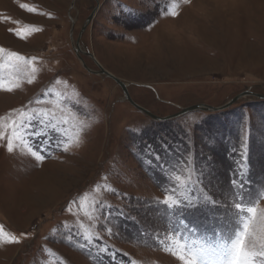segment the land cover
<instances>
[{
	"label": "rangeland",
	"instance_id": "1",
	"mask_svg": "<svg viewBox=\"0 0 264 264\" xmlns=\"http://www.w3.org/2000/svg\"><path fill=\"white\" fill-rule=\"evenodd\" d=\"M99 67L158 118L253 95L156 121ZM255 95L264 0H0V264H228L246 224L264 251Z\"/></svg>",
	"mask_w": 264,
	"mask_h": 264
},
{
	"label": "water",
	"instance_id": "2",
	"mask_svg": "<svg viewBox=\"0 0 264 264\" xmlns=\"http://www.w3.org/2000/svg\"><path fill=\"white\" fill-rule=\"evenodd\" d=\"M92 16H93V14L88 18L87 22H90ZM76 47L79 48L78 44H77ZM78 51H80V50L78 49ZM96 74L97 75L106 76L107 78L112 79L113 81H115L122 88V92H123L124 100L125 101H127L129 104H131L135 109H137L141 113L147 115L148 117H150L151 119L156 120V121H167V120L174 119V118H177V117H181V116H183V115H185L187 113H191V112H195V111H207V112L221 111V110H224V109L228 108L232 104H234L240 98H243L245 96L253 95L252 93L245 92V93H242L240 95H237L236 97H234L233 99H231L230 101H228L226 104L222 105L221 107H216L215 108V107H209V106H206V105H194V106H190V107L184 108V109L180 110L178 113H176L174 115H171V116H168V117H165V118H158L155 115H152L147 110H145L142 107H140L137 104H135L131 100V98L129 97V94H128L127 89L125 88V85L122 82H120L119 79L111 76L109 73H107L106 71H104L101 67H99V71L96 72ZM255 97L256 98H259V99H264V96L255 95Z\"/></svg>",
	"mask_w": 264,
	"mask_h": 264
},
{
	"label": "snow or ice",
	"instance_id": "3",
	"mask_svg": "<svg viewBox=\"0 0 264 264\" xmlns=\"http://www.w3.org/2000/svg\"><path fill=\"white\" fill-rule=\"evenodd\" d=\"M7 151L12 152L13 151V144L12 141L9 140L7 143ZM37 160H42L44 157L37 155ZM235 183V181H233ZM167 203V201H165ZM175 203V201H173ZM191 207H196L197 205L194 203H191ZM237 207H241L238 205ZM249 213L255 214L256 209L255 208H249ZM244 235L240 236L233 244V252L231 254V258L228 261V264H254L253 257L259 255L261 257H264V251L255 252V251H246L245 250V244L246 239L249 234L248 232V225L246 224L243 228ZM11 242L15 243V239H13ZM261 248L264 249V240H261ZM189 264H194L193 262H189Z\"/></svg>",
	"mask_w": 264,
	"mask_h": 264
}]
</instances>
